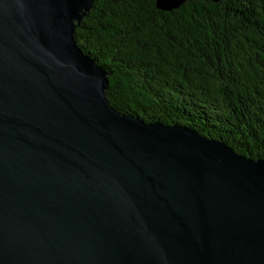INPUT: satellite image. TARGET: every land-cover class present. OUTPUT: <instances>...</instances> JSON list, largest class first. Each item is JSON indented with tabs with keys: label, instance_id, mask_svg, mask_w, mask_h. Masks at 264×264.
Listing matches in <instances>:
<instances>
[{
	"label": "water",
	"instance_id": "water-1",
	"mask_svg": "<svg viewBox=\"0 0 264 264\" xmlns=\"http://www.w3.org/2000/svg\"><path fill=\"white\" fill-rule=\"evenodd\" d=\"M94 2L0 0V264H264V160L114 109Z\"/></svg>",
	"mask_w": 264,
	"mask_h": 264
},
{
	"label": "trees",
	"instance_id": "trees-1",
	"mask_svg": "<svg viewBox=\"0 0 264 264\" xmlns=\"http://www.w3.org/2000/svg\"><path fill=\"white\" fill-rule=\"evenodd\" d=\"M75 39L118 112L264 160V0H95Z\"/></svg>",
	"mask_w": 264,
	"mask_h": 264
}]
</instances>
